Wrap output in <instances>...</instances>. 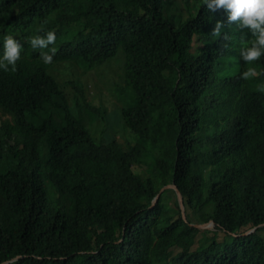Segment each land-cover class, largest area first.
<instances>
[{"label":"trees","instance_id":"trees-1","mask_svg":"<svg viewBox=\"0 0 264 264\" xmlns=\"http://www.w3.org/2000/svg\"><path fill=\"white\" fill-rule=\"evenodd\" d=\"M217 20L203 0H0V56L22 46L0 69V264H264V75L241 78L264 57Z\"/></svg>","mask_w":264,"mask_h":264},{"label":"clouds","instance_id":"clouds-1","mask_svg":"<svg viewBox=\"0 0 264 264\" xmlns=\"http://www.w3.org/2000/svg\"><path fill=\"white\" fill-rule=\"evenodd\" d=\"M203 5L212 12L222 10L226 14V20H217L212 28L211 35L228 41L230 38L224 31L225 28L236 26L240 35V58L248 65H253L264 57V0H203ZM250 33V36L248 35ZM56 42L54 31H48L45 36L30 38L33 49H47ZM223 47L227 48L225 43ZM22 46L12 35H6L3 43V54L0 56V69L5 72H15L16 64L20 59ZM49 52H42L41 59L45 64L52 63L56 48ZM264 75L255 67H248L241 78L248 80ZM257 91L264 93V84L258 85Z\"/></svg>","mask_w":264,"mask_h":264},{"label":"water","instance_id":"water-1","mask_svg":"<svg viewBox=\"0 0 264 264\" xmlns=\"http://www.w3.org/2000/svg\"><path fill=\"white\" fill-rule=\"evenodd\" d=\"M164 190H173L176 194V198H177V202H178V206H179V209H180V212H181V217L183 220H185V213H184V207H183V203H182V196L180 194V192L178 191L177 187L173 184H170V185H166L164 186L159 193L163 192ZM158 199V195L155 197V199L153 200L152 202V206L155 204V202L157 201ZM213 225V222H209L207 224H192L190 226L196 228V229H209V226ZM255 231V228H252L248 231H246L243 235H247V234H250L252 232ZM2 264H6V263H2Z\"/></svg>","mask_w":264,"mask_h":264},{"label":"rangeland","instance_id":"rangeland-1","mask_svg":"<svg viewBox=\"0 0 264 264\" xmlns=\"http://www.w3.org/2000/svg\"><path fill=\"white\" fill-rule=\"evenodd\" d=\"M209 229H212V225L211 226H209ZM264 232V231H263Z\"/></svg>","mask_w":264,"mask_h":264}]
</instances>
